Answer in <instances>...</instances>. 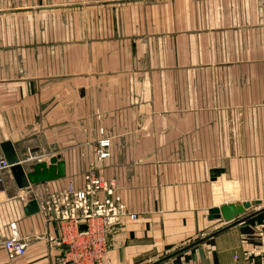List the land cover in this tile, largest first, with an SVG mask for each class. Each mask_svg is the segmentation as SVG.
I'll list each match as a JSON object with an SVG mask.
<instances>
[{
    "label": "crops",
    "instance_id": "obj_1",
    "mask_svg": "<svg viewBox=\"0 0 264 264\" xmlns=\"http://www.w3.org/2000/svg\"><path fill=\"white\" fill-rule=\"evenodd\" d=\"M262 82L264 0H0V156L11 141L23 165L66 164L64 178L24 190L5 174L0 264H73L44 208L82 190L93 164L128 213L101 264H256L264 210L244 196L240 147L264 133L241 114L264 112ZM30 200L40 212L25 213ZM243 202L255 206L210 219ZM13 232L24 256L4 248Z\"/></svg>",
    "mask_w": 264,
    "mask_h": 264
},
{
    "label": "built area",
    "instance_id": "obj_2",
    "mask_svg": "<svg viewBox=\"0 0 264 264\" xmlns=\"http://www.w3.org/2000/svg\"><path fill=\"white\" fill-rule=\"evenodd\" d=\"M100 143L101 148L110 146L109 140ZM99 154L101 158L109 155L102 150ZM10 169L11 165L6 158L0 156V191L4 186L5 174ZM87 180L82 190L70 185L64 193L51 196L44 208L50 217L61 223L60 243L67 246L64 263L101 264L108 247L109 227L118 224L128 215L126 209L113 197L112 190L108 189V184L102 177L89 175ZM102 191L106 192L107 197L100 201L96 196ZM21 199L28 201L26 197ZM91 211L94 213L91 214ZM129 217L135 219L136 215ZM258 237L261 247L255 254L261 264H264V222L258 228ZM3 245L10 258L24 256L27 252V244L14 232Z\"/></svg>",
    "mask_w": 264,
    "mask_h": 264
},
{
    "label": "water",
    "instance_id": "obj_3",
    "mask_svg": "<svg viewBox=\"0 0 264 264\" xmlns=\"http://www.w3.org/2000/svg\"><path fill=\"white\" fill-rule=\"evenodd\" d=\"M1 150L3 156L11 165L10 172L19 189H30L31 186L57 181L66 176V164L60 156L52 157L49 162L43 161L33 164L28 171L23 162H21L11 141L3 142ZM253 206L255 205L251 202L225 204L219 208L211 209L210 219H223L225 222H231L244 215ZM40 210L41 208L37 200H30L25 207L27 215L36 214ZM256 264H261L259 258H257Z\"/></svg>",
    "mask_w": 264,
    "mask_h": 264
},
{
    "label": "rangeland",
    "instance_id": "obj_4",
    "mask_svg": "<svg viewBox=\"0 0 264 264\" xmlns=\"http://www.w3.org/2000/svg\"><path fill=\"white\" fill-rule=\"evenodd\" d=\"M263 89H264V82H262ZM262 104H264V97L262 98ZM233 115V114H231ZM246 119V126L250 128L252 131L256 132H263L264 133V112H256L254 109L247 110L244 113L241 114ZM241 152L245 154V161H243V172H244V180H242V184H244L246 191L244 192L245 198L249 197H256L260 199L261 201L256 205V207L253 209L254 212H258L259 210H264V144L261 146L247 144V146H241ZM231 149L233 151H236L235 146H231ZM93 152H95V149H93ZM100 156V154H99ZM93 163V162H92ZM219 164L221 163H229V167H236L237 162L231 161V162H217ZM25 167L27 169L30 168V163L26 162ZM89 172V175H93L94 177H102L108 184V189L112 190L113 197L118 201L120 205L123 206V204L120 202L119 196H117L113 189L111 188V183L108 182L104 175L98 172V168L94 167ZM253 174L255 176L253 177ZM260 174V177H258ZM88 175V176H89ZM87 176V177H88ZM233 181V180H231ZM88 180L86 179V183ZM237 182V180H235ZM238 183V182H237ZM228 185H226V188ZM250 188L258 190V192H253L249 190ZM260 189V190H259ZM106 193V192H105ZM107 195V194H106ZM107 197V196H106ZM124 207V206H123ZM125 208V207H124ZM94 211H91V214H93ZM264 221L258 222L254 224L253 230L255 237H258V228ZM224 226V225H223ZM259 239V237H258ZM250 252H255L250 251Z\"/></svg>",
    "mask_w": 264,
    "mask_h": 264
}]
</instances>
